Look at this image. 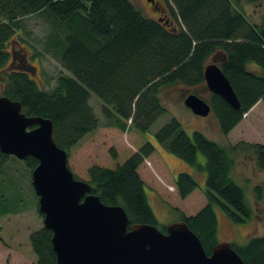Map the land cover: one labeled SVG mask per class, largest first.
Wrapping results in <instances>:
<instances>
[{
  "label": "trees",
  "instance_id": "trees-1",
  "mask_svg": "<svg viewBox=\"0 0 264 264\" xmlns=\"http://www.w3.org/2000/svg\"><path fill=\"white\" fill-rule=\"evenodd\" d=\"M243 1L166 0L177 23L173 31L160 18L145 16L130 0H0V69L9 68L4 95L19 101L26 115L50 119L54 141L69 153L100 125L89 102L91 93L103 102L107 126L146 134L168 113L161 90L178 83L206 84L207 62L220 54L222 60L216 64L229 80L240 108L211 92L209 100H204L227 136L257 102H264V73L253 69L264 71V19L253 23ZM245 1L256 4L258 0ZM31 15L48 22L51 30L45 49L71 74L60 77L52 91L39 88L32 72L13 62L15 51L6 49L23 20ZM155 140L198 172L206 173V205L191 216L175 210L210 255L219 243L215 206L235 224H245L253 216L244 189L233 178L234 154L241 149L252 152L256 167L264 171V144L239 142L225 147L200 130L189 135L174 116L155 132ZM155 150L151 141L140 137L122 154L111 148L108 165H93L88 170L91 192L107 205H121L131 224L158 225L139 174V167ZM199 153L205 164L199 163ZM11 157L0 151V168ZM23 161L32 171L38 165L32 156ZM175 186L185 199L198 183L193 175L182 172ZM254 190L260 201L263 187L257 185ZM30 244L37 264H58L52 231L44 226L34 231ZM232 246L246 264H264V236Z\"/></svg>",
  "mask_w": 264,
  "mask_h": 264
},
{
  "label": "rangeland",
  "instance_id": "rangeland-1",
  "mask_svg": "<svg viewBox=\"0 0 264 264\" xmlns=\"http://www.w3.org/2000/svg\"><path fill=\"white\" fill-rule=\"evenodd\" d=\"M130 1L145 16L157 18L156 11L149 0ZM154 1L165 8L162 12L166 14L164 16L169 17L173 21L174 26L177 25L166 0ZM261 4H264V0H258L256 5L250 4L245 0L242 3L248 9V12H246L251 17L252 15L249 13L252 12V8L264 11V6ZM22 23V28L15 33L14 37L6 45V49L8 51L14 50L17 56L22 58L27 56L29 65H31L29 66L32 72L31 75L37 86L41 89L52 91L56 88L60 77L71 76V74L62 66L57 57L45 49L48 31L51 30L49 24L43 17L38 15L26 17ZM17 60L18 57H16L15 61ZM221 60L222 56L217 54L212 56L207 63H218ZM8 71V66L0 69V96L4 95L5 76ZM191 93L197 94L205 100L210 98V90H208L206 84L187 86L178 83L164 87L160 92V97L162 103L168 109V113L161 116L146 134H141L134 129L122 131L118 128L107 126V119L103 114V102L94 93H91L89 102L95 111L94 114L99 118L100 125L94 132L86 135L68 153L67 158L70 169L76 177L88 181V170L91 166H105L111 162L112 158L109 156L111 148H115L119 154H122L128 151L129 147L134 146L139 138L142 137L151 141L156 147L155 152L145 159L139 167V173L145 181V192L157 217L158 229L163 230V227L180 219L179 213L172 210L176 206L185 210L183 204L192 201V210L185 211L187 214L199 212L207 203L204 194L206 173L198 172L196 168L175 155L168 151H162L157 147L155 140V132L169 121L171 116H174L181 121L189 135H192L195 130H200L211 140L223 146L226 144L225 136L221 133L219 123L212 110L207 116H199L184 105L185 97ZM242 118L246 127L243 136L248 137L242 138L246 141L264 144V102L254 108L248 115H243ZM242 151L243 149L234 154L236 166L233 171V178L244 189L247 202L253 208V216L245 224H235L229 220L221 208L215 206L219 242H229L237 245L245 244L253 236H264V171L258 170L256 167L252 152L244 151L242 153ZM198 161L200 164H205V157L201 153L198 154ZM182 172L193 175L198 183L197 189L194 190L187 200H181L176 194L175 186H172L175 187L174 190L167 186L169 184L175 185L177 176ZM32 181V170L23 160L15 156H12L0 168V264H32L34 257L31 260L29 256L32 253L34 256L35 254L31 249L30 235L44 225L43 217L37 212L38 197L34 191ZM150 182L155 187H151ZM257 185L263 187V196L260 201H257L254 190ZM156 189L159 196L153 203V196L150 193ZM7 248H12L14 252H9ZM28 252L30 253L29 255Z\"/></svg>",
  "mask_w": 264,
  "mask_h": 264
},
{
  "label": "water",
  "instance_id": "water-1",
  "mask_svg": "<svg viewBox=\"0 0 264 264\" xmlns=\"http://www.w3.org/2000/svg\"><path fill=\"white\" fill-rule=\"evenodd\" d=\"M159 21L176 30L170 18ZM204 78L211 93L240 108L216 63L205 67ZM184 105L199 116H207L211 110L208 102L194 93L185 97ZM21 106L17 100L0 96V151L20 160L29 156L38 160L32 185L44 227L52 231L58 264H246L229 242H219L208 255L184 220L168 224L165 232L150 224H131L121 205L103 203L91 192L88 181L75 177L67 151L53 139L52 121L28 116Z\"/></svg>",
  "mask_w": 264,
  "mask_h": 264
},
{
  "label": "crops",
  "instance_id": "crops-1",
  "mask_svg": "<svg viewBox=\"0 0 264 264\" xmlns=\"http://www.w3.org/2000/svg\"><path fill=\"white\" fill-rule=\"evenodd\" d=\"M256 5V4H255ZM262 5V4H261ZM262 6H264V4L262 5ZM244 7H245V5H244ZM244 9H246V11L248 12V9L245 7ZM251 11V10H250ZM249 11V12H250ZM259 11H260V13H259ZM250 15H252V17L250 16V18H251V21L253 22V23H258L259 21H261V20H263L264 19V11H262V9H259V10H257V9H255V8H252V12H250L249 13ZM259 19V20H258ZM253 69L256 71V72H261V73H264V71L263 70H261V69H259V68H257V67H255V66H253ZM260 104H263V101L262 100H260L259 102H257L252 108H251V110L248 112V114L252 111V110H254V108H256L257 106H259ZM245 129H246V127H245V125H244V120H242L235 128H232V131L227 135V136H225V141H226V144L224 145L225 147H229V146H232V145H236L237 143H239V142H246V143H261V142H251V141H249V140H245V139H243L242 137H245V136H243L244 135V133H245ZM194 132V131H193ZM242 134V135H241ZM206 135V134H205ZM245 138H248V137H245ZM157 143V142H156ZM157 147L158 148H160L162 151H164V152H167V150H165L161 145H159L158 143H157ZM244 151H242V153H243ZM254 159H255V156H254ZM149 162V161H148ZM149 164H150V162H149ZM140 174V173H139ZM142 178V177H141ZM142 180L144 181V179L142 178ZM162 180V179H161ZM144 184H145V181H144ZM150 185H152L151 187H155L154 185H153V183L152 182H150ZM175 186V185H172V184H169V185H167V186ZM176 187V186H175ZM171 193L172 194H174V192L173 191H171ZM170 193V194H171ZM150 194H152L151 196H153V203H155V199L159 196V194H158V192H157V189L156 190H152V192L150 193ZM177 195H178V193H176ZM179 196V195H178ZM189 196H191V194L189 195ZM189 196L187 197V198H185V199H182L181 198V200H187L188 198H189ZM180 197V196H179ZM149 200V199H148ZM192 201H190L189 203H187V204H183L184 205V209L185 210H192V208H193V206H192V203H191ZM150 203V202H149ZM151 205V204H150ZM175 209H178L179 211H181V212H183V214H186L187 216H191V215H194V214H196V213H194V214H187V212L185 211V210H182L181 208H179V207H174V208H172V210H174V212H177L178 213V211H176ZM177 220H180V219H177ZM7 250L9 251V252H14V250L12 249V248H7ZM30 253L28 252V255H29ZM25 255V254H24ZM32 255V256H31ZM30 256H29V258H31V260H32V257H34L33 258V260H32V264H37V258H36V256H34L33 255V253L31 254ZM26 256V255H25Z\"/></svg>",
  "mask_w": 264,
  "mask_h": 264
},
{
  "label": "flooded vegetation",
  "instance_id": "flooded-vegetation-1",
  "mask_svg": "<svg viewBox=\"0 0 264 264\" xmlns=\"http://www.w3.org/2000/svg\"><path fill=\"white\" fill-rule=\"evenodd\" d=\"M152 7L155 9V11H156L155 14H157V18L158 19L163 17L164 15H166V14L162 13L165 10V8L160 3H157V2L154 1V4H153ZM14 53H16V52H14ZM15 55H16V57H18V60L15 61L17 63V65H18V67H24V68L30 70L29 66H31V65H29V59L27 60L26 63H24L23 62V58L21 56H17V54H15Z\"/></svg>",
  "mask_w": 264,
  "mask_h": 264
}]
</instances>
